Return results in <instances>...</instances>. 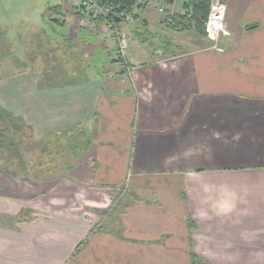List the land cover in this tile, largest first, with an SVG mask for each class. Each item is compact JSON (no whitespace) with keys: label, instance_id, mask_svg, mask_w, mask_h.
Returning a JSON list of instances; mask_svg holds the SVG:
<instances>
[{"label":"crops","instance_id":"1","mask_svg":"<svg viewBox=\"0 0 264 264\" xmlns=\"http://www.w3.org/2000/svg\"><path fill=\"white\" fill-rule=\"evenodd\" d=\"M188 1L137 0L125 58L113 35L116 58L90 41L112 29L83 27L66 0L50 11L69 27L0 103L37 138L80 124L92 142L64 177L0 170V264H264V0H227L225 29L201 47L165 24ZM225 186L244 202L199 217Z\"/></svg>","mask_w":264,"mask_h":264},{"label":"trees","instance_id":"2","mask_svg":"<svg viewBox=\"0 0 264 264\" xmlns=\"http://www.w3.org/2000/svg\"><path fill=\"white\" fill-rule=\"evenodd\" d=\"M96 1L103 9L111 10L109 19L99 16L96 18L97 24L120 30L124 19L118 18L117 14L131 12L137 3V0ZM183 10V14L167 17L166 27L177 33L194 29L200 35H205L204 23L210 10L209 0H189L183 5ZM77 14L79 18L82 15L81 11ZM151 36L148 38L151 39ZM118 61L123 59L120 57ZM91 142L89 134L80 124L59 127L47 136L37 138L33 127L22 115L9 111L0 103V170L14 180L43 176L64 177L86 156ZM193 264L202 262L194 255Z\"/></svg>","mask_w":264,"mask_h":264},{"label":"rangeland","instance_id":"3","mask_svg":"<svg viewBox=\"0 0 264 264\" xmlns=\"http://www.w3.org/2000/svg\"><path fill=\"white\" fill-rule=\"evenodd\" d=\"M60 2L61 0H0V97L5 105L7 104V94L2 91V88L7 84L5 80L24 72L26 59L32 65L33 71L38 70L40 65L37 56H41V53L45 52L44 48L41 49L42 45L61 40V36L69 27V24L57 23L51 17L52 12L50 11H53L51 8ZM82 26L85 27L83 24ZM111 32L105 36L87 34L86 32L85 34L88 35L90 41H92L91 38L96 41L105 39L111 45L110 53L106 56L116 58ZM189 32L192 40L198 42V47L204 45L202 40H209L206 35H200L194 29ZM183 37L185 36L183 35ZM162 40L170 41L171 38L167 37ZM135 47L136 45L132 44L131 50L128 46L125 56L129 52H133ZM102 58L104 56L97 52L95 58L97 65Z\"/></svg>","mask_w":264,"mask_h":264},{"label":"built area","instance_id":"4","mask_svg":"<svg viewBox=\"0 0 264 264\" xmlns=\"http://www.w3.org/2000/svg\"><path fill=\"white\" fill-rule=\"evenodd\" d=\"M76 12L81 11L80 22L91 30H96L99 25L96 22V18L103 16L107 20L111 16V10L109 8L103 9L96 0H66ZM150 3L154 0H148ZM210 10L208 17L204 23L205 35L211 41L217 42L220 34L226 27V13H227V0H209ZM137 5V3H136ZM136 5L131 12H120L117 17L128 20L135 14ZM160 11H164L160 9ZM184 13V11H183ZM182 13V14H183ZM114 25V24H113ZM112 25V26H113ZM113 36L116 39L118 46V53L122 58H125L126 50L129 46L128 38L119 28H112Z\"/></svg>","mask_w":264,"mask_h":264},{"label":"clouds","instance_id":"5","mask_svg":"<svg viewBox=\"0 0 264 264\" xmlns=\"http://www.w3.org/2000/svg\"><path fill=\"white\" fill-rule=\"evenodd\" d=\"M213 137L216 139L221 138L220 134L215 132L213 133ZM193 151L194 150H188L184 154L185 156H189L192 154ZM188 175L192 179L197 178V174L194 172L188 173ZM202 187L205 193H208L212 190L211 186L208 184H203ZM242 202H244V200L240 191H235L225 186L223 198L217 201L216 203L212 204L210 208H205L202 206L201 208L197 209V215L201 218H208L209 213L211 212L215 213V215L217 216H228L235 212L238 208V205ZM210 203V200H205L202 202V205Z\"/></svg>","mask_w":264,"mask_h":264}]
</instances>
